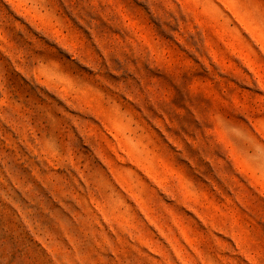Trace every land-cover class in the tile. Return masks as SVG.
<instances>
[{"label": "rangeland", "instance_id": "1", "mask_svg": "<svg viewBox=\"0 0 264 264\" xmlns=\"http://www.w3.org/2000/svg\"><path fill=\"white\" fill-rule=\"evenodd\" d=\"M0 264H264V0H0Z\"/></svg>", "mask_w": 264, "mask_h": 264}]
</instances>
